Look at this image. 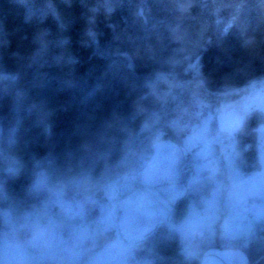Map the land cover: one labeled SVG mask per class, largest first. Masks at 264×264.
Here are the masks:
<instances>
[{"label":"trees","instance_id":"trees-1","mask_svg":"<svg viewBox=\"0 0 264 264\" xmlns=\"http://www.w3.org/2000/svg\"><path fill=\"white\" fill-rule=\"evenodd\" d=\"M194 72L264 80V0H0V155L102 177Z\"/></svg>","mask_w":264,"mask_h":264},{"label":"flooded vegetation","instance_id":"flooded-vegetation-1","mask_svg":"<svg viewBox=\"0 0 264 264\" xmlns=\"http://www.w3.org/2000/svg\"><path fill=\"white\" fill-rule=\"evenodd\" d=\"M253 84L254 82H251L247 86L228 92L210 91L203 84L198 86L197 93L192 96L181 118L185 130L182 136L174 134L175 141L187 149L190 156L187 167L193 172L187 181L185 195L176 201L167 220L159 223L141 244L120 242L119 246H115L113 242L117 237L114 230L97 232L95 236L85 240L80 246V249L85 248L89 252L84 264H199L205 249L201 248V254L191 260L181 242L184 231L187 230L185 223L190 208L195 205L204 208L210 195L218 191V198L213 200V211L215 214L220 208L222 214L226 215L228 210L223 200V191H226V188L237 191L245 189V192L250 194L249 190L255 191L254 188L261 187L264 183L261 181L264 178V156L260 139L264 119L259 116V113L263 114L260 112L263 108L259 110L261 107L252 103ZM224 96H228V99L221 100ZM233 110L242 112V122L236 124L238 122L233 120L234 124L230 125L228 131L221 130L218 115ZM187 131L197 132L202 138L189 142L185 139ZM5 142L0 136V147L3 143L7 146ZM153 143L154 136L127 149L114 167L107 170L106 175L102 177L87 175L80 178L72 169L54 168L47 169L46 172L54 185L64 186V199L75 201L91 198L95 201L94 205L87 207L86 219L92 222L99 215L100 207L107 203L105 188L115 185L119 176H134L140 173L153 153ZM3 158L11 160L12 164L8 169L0 170V212L7 210L19 217L40 207L42 201L48 198L46 194L37 195L29 191L34 174L39 169L22 168L20 159L13 155ZM201 171L207 173L198 177ZM261 198L256 196L255 203L260 204ZM47 212L51 218H59V208L55 203L50 205ZM250 212L249 214H257L255 223L248 227L247 232H240L235 237L234 245L229 247L243 250L248 256V264H264V207L262 204H254ZM200 214L201 222L194 223L193 227L202 228V224L213 216L209 211L206 216L204 211ZM222 222L223 217L218 216L214 223V229L218 233ZM194 234L199 238V231ZM247 234L249 236H246ZM109 245L113 248L110 249ZM68 246V256L61 255L60 260L52 264H77L78 248H75L76 244ZM40 251L41 249L36 253ZM39 256L38 259L42 261L43 255L39 253ZM44 262L45 260L42 264Z\"/></svg>","mask_w":264,"mask_h":264},{"label":"clouds","instance_id":"clouds-1","mask_svg":"<svg viewBox=\"0 0 264 264\" xmlns=\"http://www.w3.org/2000/svg\"><path fill=\"white\" fill-rule=\"evenodd\" d=\"M164 179L159 171V161L155 159L145 165L141 173L142 190L130 192L120 199L122 189L111 185L105 188L107 203L99 209V215L92 222L86 219L87 207L94 205L91 198L85 200L64 199V186L54 185L49 174L39 169L32 179L29 191L33 194H46L41 206L15 216L10 211L0 212V223L12 237L15 254L13 264H28L32 255L39 249H58L70 244H83L97 232L114 230L120 244V234L127 233L132 221L147 213L151 205V185ZM55 203L59 208V218L53 219L47 210ZM67 231V235L65 232Z\"/></svg>","mask_w":264,"mask_h":264},{"label":"rangeland","instance_id":"rangeland-1","mask_svg":"<svg viewBox=\"0 0 264 264\" xmlns=\"http://www.w3.org/2000/svg\"><path fill=\"white\" fill-rule=\"evenodd\" d=\"M195 71H197V68H195ZM164 80V85L160 87L159 92L157 91L156 84H153L154 91H157V93L160 94L162 106L155 114L153 120L144 125L142 129V140L150 139L155 136L158 131L165 128H170L171 132H174L173 135L177 134V136H182V133L185 130V125L181 121V118L184 116V112L188 108L187 106L189 105L192 96L197 93L198 86L202 84L197 72H194L191 80L181 82L167 79ZM251 90V94L254 97L252 103L259 105V107H261L259 110H262L263 108V110L260 111L263 114L259 113V116L264 119V80L254 81ZM261 128L260 139L262 142V154L264 156V123L261 125ZM201 138L202 135L197 134V132L187 131L185 134V139L189 142H196ZM0 163H4V168L8 169L12 164V161L9 159L5 160L3 156L0 155ZM261 181H264V178L261 179ZM225 190L226 191H223V200L225 201L224 206L228 210L226 215L222 214L220 208H218V212L214 214L213 200L218 198V191L210 195L211 197H209L204 208L197 207L196 205L190 208L185 223L187 230L185 229L186 232L184 231L181 240L182 248L185 250L189 259L192 260L194 257H198L201 254V248L202 250L206 249L208 246L215 243L225 245L223 247H229L232 246V244L234 245L236 242L235 237H237L240 232H247L248 227L255 223L257 214H249L251 207H253L254 204H262L264 207V183L261 187L254 188L255 191H253V189L249 190L251 191L250 194L246 193L245 191L247 190L245 189L237 191L236 189L226 188ZM260 193H262L263 196H261ZM258 195L260 198L262 197L259 202L260 204L255 203V197ZM201 211H204L205 216L207 211H209L213 215L212 219L204 222L202 228L193 227L194 223L201 222ZM218 216L223 217L219 233L214 229V223ZM2 228L3 229H0V264H13L16 257L12 248V237L4 226H2ZM198 231L199 238H196L194 232ZM246 236L249 235L247 234ZM242 238H244V236ZM244 243H246V241H244ZM80 246L81 244H76L75 247L76 249L78 248L76 253L78 256L76 258L77 264H84L85 259L89 256V252L85 248L80 249ZM109 248L111 249L113 246L109 245ZM69 249V246H61L58 249L41 248L39 253L41 256L43 255L42 261L38 259L40 257L39 253H35L30 257L28 264H42L44 260V264L58 262L61 255H64L65 257L68 256Z\"/></svg>","mask_w":264,"mask_h":264},{"label":"water","instance_id":"water-1","mask_svg":"<svg viewBox=\"0 0 264 264\" xmlns=\"http://www.w3.org/2000/svg\"><path fill=\"white\" fill-rule=\"evenodd\" d=\"M228 96L220 98L227 100ZM243 116L241 111L233 110L218 115V124L221 130L228 131L236 120L239 124ZM212 149V147H211ZM210 149V150H211ZM159 161V171L164 179L151 185V205L146 214L131 222L127 233L120 234L122 243H143L154 231L159 223H164L172 211L176 201L186 193L188 179L192 176V169L187 167L190 156L185 147L170 139L166 130L156 133L153 143V153L148 162ZM134 176L122 175L116 180L115 186L122 189L120 199L130 192L142 190L141 173ZM207 172L201 171L198 177ZM117 237V234L115 232ZM246 253L239 248L210 247L201 256L199 264H248Z\"/></svg>","mask_w":264,"mask_h":264}]
</instances>
